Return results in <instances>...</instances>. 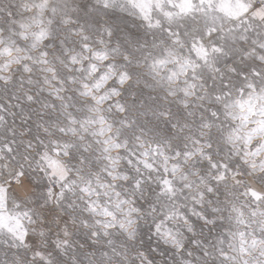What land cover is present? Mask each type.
Segmentation results:
<instances>
[{"label": "snow or ice", "instance_id": "obj_1", "mask_svg": "<svg viewBox=\"0 0 264 264\" xmlns=\"http://www.w3.org/2000/svg\"><path fill=\"white\" fill-rule=\"evenodd\" d=\"M0 264H264V0H0Z\"/></svg>", "mask_w": 264, "mask_h": 264}, {"label": "rangeland", "instance_id": "obj_2", "mask_svg": "<svg viewBox=\"0 0 264 264\" xmlns=\"http://www.w3.org/2000/svg\"><path fill=\"white\" fill-rule=\"evenodd\" d=\"M145 239H147V237H145ZM151 243L153 244V246H155V244H156V239H155L154 237H153Z\"/></svg>", "mask_w": 264, "mask_h": 264}]
</instances>
